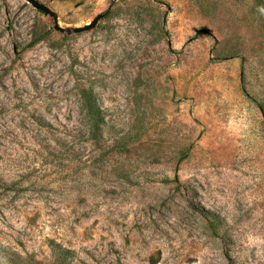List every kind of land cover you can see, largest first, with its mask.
<instances>
[{"label":"rangeland","instance_id":"rangeland-1","mask_svg":"<svg viewBox=\"0 0 264 264\" xmlns=\"http://www.w3.org/2000/svg\"><path fill=\"white\" fill-rule=\"evenodd\" d=\"M38 1L0 0V264H264V0Z\"/></svg>","mask_w":264,"mask_h":264},{"label":"water","instance_id":"water-1","mask_svg":"<svg viewBox=\"0 0 264 264\" xmlns=\"http://www.w3.org/2000/svg\"><path fill=\"white\" fill-rule=\"evenodd\" d=\"M34 7L43 10L45 12H50L51 10L43 3L39 2L38 0H28ZM101 17V15H97L90 23L86 24L83 27H77L75 28V31L79 32V31H85V30H90L93 27L96 26L99 18Z\"/></svg>","mask_w":264,"mask_h":264}]
</instances>
